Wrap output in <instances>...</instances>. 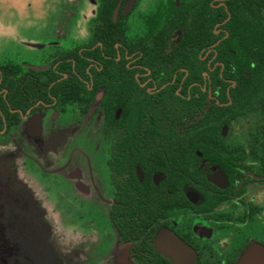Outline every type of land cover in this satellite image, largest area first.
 Returning <instances> with one entry per match:
<instances>
[{
  "label": "flooded vegetation",
  "instance_id": "flooded-vegetation-1",
  "mask_svg": "<svg viewBox=\"0 0 264 264\" xmlns=\"http://www.w3.org/2000/svg\"><path fill=\"white\" fill-rule=\"evenodd\" d=\"M71 9L0 48V230L62 264H264V0Z\"/></svg>",
  "mask_w": 264,
  "mask_h": 264
},
{
  "label": "rangeland",
  "instance_id": "rangeland-1",
  "mask_svg": "<svg viewBox=\"0 0 264 264\" xmlns=\"http://www.w3.org/2000/svg\"><path fill=\"white\" fill-rule=\"evenodd\" d=\"M80 1L0 0V48L12 46L11 40H7L9 37L22 38L50 30L53 21L58 16L62 20H66V14L72 12L71 8L74 7V3ZM85 9H90L89 5H86ZM83 21L79 22V29L84 26L85 21ZM64 25L65 29H68L71 21L65 22ZM2 233H4L5 239ZM50 251L52 252V249ZM37 254L41 255V252L36 249L33 243H30L27 229L24 227L11 228L6 224V229L0 230V264H35ZM56 261L62 264L58 260Z\"/></svg>",
  "mask_w": 264,
  "mask_h": 264
},
{
  "label": "water",
  "instance_id": "water-1",
  "mask_svg": "<svg viewBox=\"0 0 264 264\" xmlns=\"http://www.w3.org/2000/svg\"><path fill=\"white\" fill-rule=\"evenodd\" d=\"M41 252V255L37 254V259H35V264H59L50 249L47 250L42 247V249H38Z\"/></svg>",
  "mask_w": 264,
  "mask_h": 264
},
{
  "label": "trees",
  "instance_id": "trees-1",
  "mask_svg": "<svg viewBox=\"0 0 264 264\" xmlns=\"http://www.w3.org/2000/svg\"><path fill=\"white\" fill-rule=\"evenodd\" d=\"M257 34H264L263 31L259 32L258 28H256Z\"/></svg>",
  "mask_w": 264,
  "mask_h": 264
}]
</instances>
